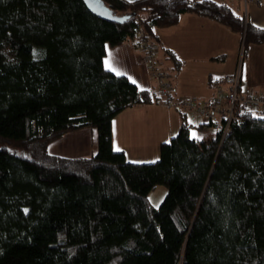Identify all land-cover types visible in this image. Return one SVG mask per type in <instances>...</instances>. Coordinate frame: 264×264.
I'll use <instances>...</instances> for the list:
<instances>
[{"label":"trees","instance_id":"obj_1","mask_svg":"<svg viewBox=\"0 0 264 264\" xmlns=\"http://www.w3.org/2000/svg\"><path fill=\"white\" fill-rule=\"evenodd\" d=\"M103 1L131 16L103 20L83 0H0V264H264V118L243 111L225 135L220 119L204 144L179 111L159 158L129 162L112 148V120L160 96L103 63L137 22L157 41L181 14L204 16L243 37V56L264 28L225 0ZM83 128L98 131L92 155L48 151Z\"/></svg>","mask_w":264,"mask_h":264},{"label":"crops","instance_id":"obj_2","mask_svg":"<svg viewBox=\"0 0 264 264\" xmlns=\"http://www.w3.org/2000/svg\"><path fill=\"white\" fill-rule=\"evenodd\" d=\"M230 4L244 16L241 0ZM246 20L256 27L264 28V5L248 4ZM155 34L158 56L173 87L174 105L182 100L201 104L212 101L216 85L236 70L242 36L219 22L184 13L180 15L177 24L156 28ZM165 49L174 53L180 61L179 66L172 59L166 58ZM244 58L247 62L243 68L241 65L242 85L251 87L255 93H264V43L249 44ZM142 60L143 55L132 42L126 41L117 46H107L103 63L107 70L126 76L139 89H149L159 95L157 85ZM190 72L199 73L202 77L200 84L190 80ZM179 111L183 112L187 123L193 126L190 133L198 142L201 129L209 128L216 135L221 128L220 118L217 116L206 122L198 113L169 106L160 98L156 103L129 107L114 117L111 124L113 150L117 151L115 149L118 148L129 162L156 161L160 155V144L168 142L178 132ZM199 125L204 127H198ZM97 139L96 128H83L69 132L51 143L48 151L65 157L89 156L97 151Z\"/></svg>","mask_w":264,"mask_h":264},{"label":"built area","instance_id":"obj_3","mask_svg":"<svg viewBox=\"0 0 264 264\" xmlns=\"http://www.w3.org/2000/svg\"><path fill=\"white\" fill-rule=\"evenodd\" d=\"M223 1V0H220ZM233 2L234 0H225ZM244 7V18L246 19V7L248 4L260 3L264 5V0H241ZM131 42L133 46L143 54V62L149 67L150 75L157 85V90L161 100L177 109H188L198 113L204 121L209 122L215 116L224 119L222 134L231 131L230 123L233 117L249 112L256 117L264 118V93H255L251 87L242 85L241 65L242 50L235 72L227 75L214 88L215 97L208 104H201L195 101L182 100L176 105L172 102L173 87L170 84L167 72L162 68L157 52V42L148 37L144 32L140 22L136 23Z\"/></svg>","mask_w":264,"mask_h":264},{"label":"rangeland","instance_id":"obj_4","mask_svg":"<svg viewBox=\"0 0 264 264\" xmlns=\"http://www.w3.org/2000/svg\"><path fill=\"white\" fill-rule=\"evenodd\" d=\"M234 1H236V0H234ZM242 40H243V37H242ZM130 42H131V40H130ZM242 46H243V41H242V45H241V50H242ZM241 50H240V52H241ZM239 58H240V53L238 55V61H239ZM242 59H243V55H242ZM159 60H160V58H159ZM246 60H247L246 58L243 59V61H242V68H243V65H245V63L247 62ZM238 61H237V65H238ZM142 62H143V60H142ZM237 65H236V67H237ZM148 70H149L148 73L150 74V71L151 70L149 69V67H148ZM150 77H151V75H150ZM188 77H190V80H192L194 82H198L199 84H200V81H202V77L199 75L198 72H195V73L190 72L188 74ZM198 78H199V80H198ZM151 79L153 80L152 77H151ZM208 103L209 102H205L203 104H208ZM196 131H198V130H196ZM199 132H201L200 137H199L200 138V141H199L200 143L209 144V142L215 138V133L212 132L209 128L201 129ZM166 192H167L166 187H164L162 185L157 186L148 195V198H149L150 203L153 206L157 207L161 203V201L163 200V198L165 197Z\"/></svg>","mask_w":264,"mask_h":264},{"label":"water","instance_id":"obj_5","mask_svg":"<svg viewBox=\"0 0 264 264\" xmlns=\"http://www.w3.org/2000/svg\"><path fill=\"white\" fill-rule=\"evenodd\" d=\"M87 9L97 17L116 23L125 22L131 14L118 15L110 9L103 0H83ZM135 13H132L134 15Z\"/></svg>","mask_w":264,"mask_h":264},{"label":"snow or ice","instance_id":"obj_6","mask_svg":"<svg viewBox=\"0 0 264 264\" xmlns=\"http://www.w3.org/2000/svg\"><path fill=\"white\" fill-rule=\"evenodd\" d=\"M115 150L119 151V149H118V148H116ZM25 211H27V210H25Z\"/></svg>","mask_w":264,"mask_h":264}]
</instances>
